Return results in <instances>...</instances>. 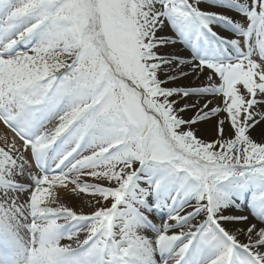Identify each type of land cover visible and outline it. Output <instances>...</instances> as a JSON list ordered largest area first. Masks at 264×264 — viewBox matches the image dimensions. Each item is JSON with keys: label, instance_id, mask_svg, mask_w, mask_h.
Listing matches in <instances>:
<instances>
[{"label": "snow or ice", "instance_id": "snow-or-ice-1", "mask_svg": "<svg viewBox=\"0 0 264 264\" xmlns=\"http://www.w3.org/2000/svg\"><path fill=\"white\" fill-rule=\"evenodd\" d=\"M0 124V264H264V0H0Z\"/></svg>", "mask_w": 264, "mask_h": 264}, {"label": "rangeland", "instance_id": "rangeland-1", "mask_svg": "<svg viewBox=\"0 0 264 264\" xmlns=\"http://www.w3.org/2000/svg\"><path fill=\"white\" fill-rule=\"evenodd\" d=\"M201 127V132L200 133H198V135H201L203 138H205V139H211L212 138V136H211V133L210 132H205L204 131V129L205 128H210V125H201L200 126ZM253 135L254 136H256L257 135V133H253ZM258 138V137H257ZM70 206H73V207H75L76 208V210H80L79 209V205H80V201H78V200H73V202L71 203L70 201H68L67 202ZM91 209H89L88 207H84L83 208V211H86V212H89ZM241 239H243V237H241Z\"/></svg>", "mask_w": 264, "mask_h": 264}, {"label": "bare ground", "instance_id": "bare-ground-1", "mask_svg": "<svg viewBox=\"0 0 264 264\" xmlns=\"http://www.w3.org/2000/svg\"><path fill=\"white\" fill-rule=\"evenodd\" d=\"M7 130H5L1 125H0V135H3ZM68 202V201H67ZM71 203L73 202V200L70 201ZM85 213H87L86 211H84Z\"/></svg>", "mask_w": 264, "mask_h": 264}]
</instances>
